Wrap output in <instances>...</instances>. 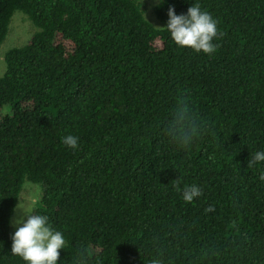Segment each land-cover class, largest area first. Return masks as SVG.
<instances>
[{"label":"trees","instance_id":"trees-1","mask_svg":"<svg viewBox=\"0 0 264 264\" xmlns=\"http://www.w3.org/2000/svg\"><path fill=\"white\" fill-rule=\"evenodd\" d=\"M199 4L224 35L181 48L168 10ZM16 11L37 31L0 76V264L26 182L66 247L58 264H264V0H0V47ZM203 135H166L177 100ZM78 137V148L63 137ZM179 182L181 191L175 184ZM202 195L188 203L183 187ZM214 211H206L208 208Z\"/></svg>","mask_w":264,"mask_h":264},{"label":"clouds","instance_id":"clouds-1","mask_svg":"<svg viewBox=\"0 0 264 264\" xmlns=\"http://www.w3.org/2000/svg\"><path fill=\"white\" fill-rule=\"evenodd\" d=\"M168 16L166 29L176 45L208 55L216 51L217 45L213 41L224 33L218 30V21L209 12L202 10L199 4L191 5L187 14L180 15L175 13L174 8H169ZM165 131L170 139L186 150L204 134L200 118L183 97L177 100ZM63 143L76 149L78 137L67 135L63 137ZM258 162H264V152H256L249 160L248 167ZM260 179L264 180V175H261ZM175 187L177 191H181L178 181ZM182 191L183 199L188 203L202 195V190L197 185H185ZM17 210L21 211L22 215L14 223L22 226H19L12 236V254L21 257L26 264H58L60 250L66 247L63 234L52 227L48 216L34 214L23 208ZM206 211L214 209L210 207ZM78 264H88L86 248L80 251ZM153 264H161V261L155 260Z\"/></svg>","mask_w":264,"mask_h":264},{"label":"rangeland","instance_id":"rangeland-1","mask_svg":"<svg viewBox=\"0 0 264 264\" xmlns=\"http://www.w3.org/2000/svg\"><path fill=\"white\" fill-rule=\"evenodd\" d=\"M144 11L146 18L157 28H162L164 25L156 17V8L161 0H138ZM37 31L29 17L20 11H16L11 19L8 35L0 47V76H2L6 69L4 61L6 53L15 47L25 45L32 35ZM42 187L41 185H34L26 182L24 189L20 195L15 212L11 219L10 231L12 236L19 226L15 225L14 221L22 215L17 208H23L25 211L33 212L36 204L41 200ZM27 217H25V222Z\"/></svg>","mask_w":264,"mask_h":264}]
</instances>
